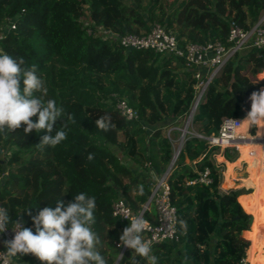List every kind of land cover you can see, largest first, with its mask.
<instances>
[{"label": "trees", "instance_id": "1", "mask_svg": "<svg viewBox=\"0 0 264 264\" xmlns=\"http://www.w3.org/2000/svg\"><path fill=\"white\" fill-rule=\"evenodd\" d=\"M263 12L264 0H0V49L13 58L22 57L25 68L35 64L47 88L43 98L54 99L63 108L62 119L47 134L67 125L66 139L54 147L37 145L46 134L43 129L25 134L23 123L11 130L4 126L0 149L11 150L0 158V173L4 172L0 207L8 209L13 221L22 219L30 227L29 214L55 207L57 199L67 203L74 193L84 191L96 198L92 228L100 237L98 250L107 264H114L119 254L115 243L128 221L113 216L111 204L121 198L137 211L146 201L150 184L166 172L173 154L165 132L182 127L197 82L195 69L186 67L182 57L123 48L116 35H141L158 23L181 44L225 43L231 21L249 29ZM96 26L113 35H98ZM262 69L264 47H245L209 81L191 118L202 137L187 134L168 170L177 241L151 244L157 264H247L249 241L238 233L251 224L244 232L251 240L249 252L251 235L258 236L254 223L255 228L261 224L264 184L254 194L242 188L221 190L224 163L215 155L231 161L238 151L233 146L220 149L206 137L218 134L223 118H244L250 93L264 85L251 75ZM116 99H124L137 118H124L115 107ZM102 115L111 117L112 127L106 132L94 123ZM205 168L208 183H188ZM254 180L263 182L264 177L259 174ZM240 193H247L238 200L254 219L238 203ZM256 248L248 264H264V239ZM132 252L124 250L116 264H131ZM137 259L150 264L146 258Z\"/></svg>", "mask_w": 264, "mask_h": 264}, {"label": "clouds", "instance_id": "2", "mask_svg": "<svg viewBox=\"0 0 264 264\" xmlns=\"http://www.w3.org/2000/svg\"><path fill=\"white\" fill-rule=\"evenodd\" d=\"M23 65L22 57L13 58L0 49V131L5 125L11 130L20 128L23 123L25 134L32 131L39 134L45 130L46 134L40 137L37 145L54 147L67 137L66 124L60 128L56 126L54 134H47L52 133L56 121L62 119L63 108L54 99L43 98L47 88L36 65L28 68ZM261 79L264 76L255 82ZM249 100L250 107L244 118L239 122L230 118V122L233 126L244 122L248 129H256L258 137L264 136V86L252 91ZM33 116L35 121L31 119ZM94 123L104 132L112 127L108 115L97 117ZM138 190L142 192L143 189L139 187ZM96 207V198L80 191L67 203L57 199L55 207L45 206L35 215L29 214L31 227L24 226L22 219L13 221L8 209L0 207V234L8 228L14 232L10 240H0L6 247L4 253L9 258L30 253L45 264H107L98 250L100 237L92 228ZM146 223L142 215H134L119 236L120 244L133 250L129 258L131 264H139L137 257L157 264L151 242L142 238Z\"/></svg>", "mask_w": 264, "mask_h": 264}, {"label": "built area", "instance_id": "3", "mask_svg": "<svg viewBox=\"0 0 264 264\" xmlns=\"http://www.w3.org/2000/svg\"><path fill=\"white\" fill-rule=\"evenodd\" d=\"M262 20L263 18H260L249 29H244L234 21H231L225 43L216 40L207 42L206 44L194 42H186L181 44L171 30L165 29L158 23H153L149 31L141 35L135 33L116 35L120 46L123 48L151 49L153 51L179 56L185 61L186 67H192L195 69V77L197 78V82L194 87L196 90L190 110L185 116V124L179 128L181 131V143H178L175 147H173L174 142L170 137V133L176 127H169L166 131V136L173 149L172 155L179 153L186 134H189V131L187 130L189 121L191 122L192 115L196 110L197 104L201 101L211 78L216 75L217 72L228 61V59H230L240 49L245 47H264V26L261 24ZM13 27L14 24L10 22L9 28ZM95 29V33L103 37L113 35L109 29L103 28L101 26H96ZM87 32L89 33L91 30L87 29ZM2 37L3 30L0 28V39ZM115 107L124 118H137L136 110L128 105L124 99H116ZM230 118L237 122L242 120V118L239 117L223 118L218 130V134L216 136L206 137V140L209 144L217 145L221 148L232 146L236 148L238 146V139L235 135V132L238 128H240L241 124L233 126L230 122ZM190 134L196 137H202V135L198 132ZM260 142V150L264 156V138H261ZM3 174L4 172L0 173V177L3 176ZM167 174L168 171L164 172L160 176H157L150 184L151 192L146 201L141 204L139 210L134 211L121 198L114 200L111 204V214L120 219L127 220L128 222L132 216L142 215L147 222L145 230L143 231L144 240L150 241L151 244L163 241H177L176 208L170 203L169 200V187L166 182ZM208 174L209 170L205 168L204 170L198 172L196 179L188 181V183H193L196 181L206 184L210 181ZM151 204L153 207H151ZM151 209H153V212H151ZM146 212H148L149 216L145 215ZM31 226L32 225H30V227ZM13 235V230L8 228L3 234H0V239L10 240ZM115 245L119 247L120 251L114 264L117 263L123 251L128 248L120 244V242L115 243ZM4 252H6V247L1 243L0 264H15L13 259L9 258ZM39 262L41 264H45V262Z\"/></svg>", "mask_w": 264, "mask_h": 264}, {"label": "crops", "instance_id": "4", "mask_svg": "<svg viewBox=\"0 0 264 264\" xmlns=\"http://www.w3.org/2000/svg\"><path fill=\"white\" fill-rule=\"evenodd\" d=\"M262 16L260 18H263ZM261 72H264V69H262V71H255L254 73H252L251 76L257 80L258 78H260L259 76H260ZM261 80H264V79H261ZM262 86H264V85H262ZM262 86H260L259 88H261ZM261 138H264V136L258 137V132H256V129L254 130V133L251 134L249 132V130L247 129V125H246L245 131H242L241 133H239V135H237V139H238L237 144L253 143V144H259L260 145V143H261L260 139ZM236 149L238 151V155L234 160H231V161L224 159L223 156H221L219 153L215 155V158L217 161H219V162L221 161L224 163V171L222 172V175H223L222 176V183H224V185H223V187H220V189L223 191H226L229 188H233V189H238V188L241 189L242 188V189H246V190H250V191H255L256 190V183L254 180L255 178L253 177V173H258V171H254V172L248 171L247 160L240 158L241 154H240V151L238 149V146L236 147ZM241 165L244 166V169H242ZM239 175H242V176H239ZM254 176H255V174H254ZM228 181H229V183H228ZM236 183H238V184L235 185ZM262 183L264 184V181ZM252 188H253V190H252ZM261 188H262V184L259 185V187L257 188L258 192L262 191ZM247 193H249V192H247ZM247 193H240L236 198L238 203L240 204V206L242 207V209L245 212H247V211L243 208V206L241 205V202L238 199H239V196L246 195ZM247 213H249V212H247ZM25 217H27V216H25ZM252 219H253V217H252ZM248 231H249V229L248 230H241V231H239L238 235L240 237L247 239L249 241V243L251 244V240L246 238L243 235L244 232H248ZM259 233H261V231ZM259 233H257V234H259ZM247 254H248V249L246 250V259H247ZM12 259H13L15 264H41L39 262V260L37 258H35L33 255H29L26 257V254H23V255L18 254V257H12ZM247 264H248V261H247Z\"/></svg>", "mask_w": 264, "mask_h": 264}, {"label": "rangeland", "instance_id": "5", "mask_svg": "<svg viewBox=\"0 0 264 264\" xmlns=\"http://www.w3.org/2000/svg\"><path fill=\"white\" fill-rule=\"evenodd\" d=\"M174 1H176V0H166V3H170V2H174ZM264 13V12H263ZM263 15V14H262ZM185 121H186V117L184 118V120H183V124H185ZM181 128V127H180ZM248 129V128H247ZM187 130L189 131V134L190 133H197L198 131H197V128L194 126V125H191V122L189 121V124H188V127H187ZM249 130V129H248ZM167 131V130H166ZM180 135H181V131H180V129L178 128V127H176L174 130H172V132L170 133V137H171V139L173 140V147H175L176 146V144H180L181 142H180V140H181V138H180ZM187 135V134H186ZM165 136H166V132H165ZM167 137V136H166ZM139 148H140V150L141 151H144V144H140L139 145ZM220 149H222L221 147H219ZM10 148H4V149H0V158H2V157H5V155L6 156H8L9 154H10ZM240 151V158H242V159H245L244 157H243V154L246 152V150L244 149V150H239ZM246 160H247V163H248V171H251V172H254V171H258V170H262V176L264 177V164H261V162L263 161V160H261L260 158H258V157H255V156H250V157H247L246 158ZM263 163V162H262ZM241 167H242V169H244V166H242L241 165ZM4 170L5 171H7V168L6 167H4ZM254 174H255V176H254ZM256 174H258V173H253V177L254 178H259V174L258 175H256ZM239 176H242V175H239ZM2 179V176L0 177V180ZM229 183V182H228ZM256 183V189L259 187V185H261V184H263L262 182H255ZM223 185H224V183H222L221 182V184H220V187H223ZM251 194H254L253 193V191L251 192ZM253 196V195H252ZM151 207H153V205L151 204ZM260 209V213H261V216H260V220H261V224H262V226L264 227V205L262 206V207H260L259 208ZM251 214H252V212H251ZM253 215V214H252ZM263 215V216H262ZM253 219H254V215H253ZM251 223H252V221H251ZM250 226H251V224H250ZM250 226H249V229H250ZM260 226L261 225H259L258 226V228H255L256 227V225H255V223H254V226H253V229H255L256 230V232L258 233L259 231H261L260 230ZM255 230H253L252 231V233L254 232L255 233ZM258 230V231H257ZM244 235V234H243ZM245 236V235H244ZM262 236L264 237V230L262 231ZM246 237V236H245ZM247 238V237H246ZM247 240V239H246ZM249 245H250V243H249ZM249 247V246H248ZM248 249V248H247ZM246 249V250H247ZM257 249V248H256ZM255 250V249H254ZM253 250V251H254ZM119 251H120V249H119ZM253 251H250L249 250V252H248V254H249V260L248 261H250L251 260V252H253Z\"/></svg>", "mask_w": 264, "mask_h": 264}, {"label": "bare ground", "instance_id": "6", "mask_svg": "<svg viewBox=\"0 0 264 264\" xmlns=\"http://www.w3.org/2000/svg\"><path fill=\"white\" fill-rule=\"evenodd\" d=\"M245 128H246V124L244 122L241 123V126L240 128H238L235 132V135H239V133H241L242 131H245ZM258 136H259V133H258ZM238 149L239 150H246V152L243 154V157L246 159L247 157H250V156H255V157H258L260 158L261 160H263L261 162V164H264V156L262 155L261 153V150H260V145L259 144H253V143H241V144H238ZM258 174H262V170H258ZM229 182V181H228ZM260 230H261V233L258 234V236L256 235H251L252 239H253V244L250 248V251H253L256 247H257V244L259 241L263 240L264 237L262 236V231L264 230V227L262 226V224H260ZM249 254H247V261L249 260Z\"/></svg>", "mask_w": 264, "mask_h": 264}, {"label": "water", "instance_id": "7", "mask_svg": "<svg viewBox=\"0 0 264 264\" xmlns=\"http://www.w3.org/2000/svg\"><path fill=\"white\" fill-rule=\"evenodd\" d=\"M262 17H264V14H263V16H262ZM177 155H178V153H175L174 155H172V157H171V161H170V163H169V165H168V167H167V170H166V171H168V170H169V168L172 166V164H173L174 160L176 159ZM237 184H238V183H236L235 185H237Z\"/></svg>", "mask_w": 264, "mask_h": 264}]
</instances>
